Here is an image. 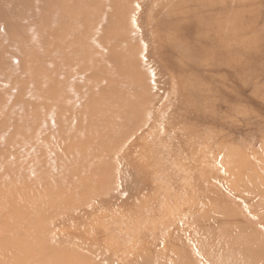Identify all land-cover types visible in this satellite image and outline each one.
I'll use <instances>...</instances> for the list:
<instances>
[{
  "label": "rangeland",
  "instance_id": "374dc122",
  "mask_svg": "<svg viewBox=\"0 0 264 264\" xmlns=\"http://www.w3.org/2000/svg\"><path fill=\"white\" fill-rule=\"evenodd\" d=\"M259 86L264 0H0V264H264Z\"/></svg>",
  "mask_w": 264,
  "mask_h": 264
},
{
  "label": "bare ground",
  "instance_id": "6f19581e",
  "mask_svg": "<svg viewBox=\"0 0 264 264\" xmlns=\"http://www.w3.org/2000/svg\"><path fill=\"white\" fill-rule=\"evenodd\" d=\"M6 1V0H5ZM145 4V3H144ZM142 7V6H141ZM149 8V7H148ZM245 10V9H244ZM251 12H252V10H250ZM253 12H255V11H253ZM252 17H253V14L251 15ZM225 18V17H224ZM226 19H229V18H226ZM143 21V20H142ZM145 21V20H144ZM82 22H81V20L79 19L78 20V25H80ZM204 28H205V31H207L208 30V28H209V26H204ZM204 30H203V33L205 32ZM202 33V34H203ZM212 33V31L211 32H209V36H210V34ZM190 35V34H189ZM249 39H250V37H249ZM257 40V39H256ZM69 41V40H68ZM248 41H250V40H247L246 42L248 43ZM73 44V42L71 41V42H67V45H72ZM255 44V43H254ZM69 48H72V46L71 47H69ZM208 48V47H207ZM219 49V48H218ZM207 51V50H206ZM205 51V52H206ZM209 52H212V50L211 51H209ZM206 53H208V52H206ZM155 57V56H154ZM242 57V56H241ZM241 57H240V59H241ZM202 58V57H201ZM200 58V59H201ZM244 58V57H243ZM242 58V59H243ZM155 59H157V58H155ZM208 59V58H207ZM207 59H205V61H207ZM241 59V60H242ZM203 60V59H202ZM158 61V60H157ZM211 61H213V60H210L209 62H211ZM96 62H98V64H96L95 63V65H94V67H97L96 69H99L100 68V70H102V68H103V70H104V74H103V76H105V77H103V79H104V83L102 82V84L100 85L101 87L100 88H103V87H105V86H107V82L108 81H110V80H113L114 81V75H117V73H119V69H120V64H118L119 63V60H118V63H115V65L114 66H110V68L109 67H107V66H105L106 65V62H104L105 64L103 65V62H100V61H96ZM205 63V62H204ZM201 64H203V63H201ZM102 65H103V67H102ZM159 65V64H158ZM106 68H105V67ZM235 67V66H234ZM96 69H95V71L94 72H96ZM204 69V68H203ZM243 69V68H242ZM87 75H90V77L91 78H89L90 79V81H93V82H95L96 80L95 79H93V75H91V73H88ZM162 75V74H161ZM167 75V74H166ZM158 76V75H157ZM80 80V79H79ZM156 80V79H155ZM158 80V79H157ZM159 82V81H158ZM79 83V82H78ZM81 83H83L84 84V86L85 85H87V87H88V82H87V79L86 78H83L82 80H81V82L79 83V85L81 84ZM168 83V82H167ZM83 84H82V86H83ZM99 84V83H98ZM78 85V86H79ZM84 86H83V88H84ZM163 88V87H162ZM82 88H80V90H81ZM85 89H86V87H85ZM164 89H165V87H164ZM264 88L263 87H261V86H259V87H256V88H254L253 90H252V93L255 95L254 97H256L257 98V106L258 105H260V108L262 107V108H264V90H263ZM254 103V104H255ZM249 105H250V103H249ZM253 106H255V105H253ZM259 107V106H258ZM254 110V109H253ZM260 110V109H259ZM263 110V109H262ZM251 112V111H250ZM244 113V112H243ZM261 114L263 113V111L262 112H260ZM248 114V113H247ZM250 114V113H249ZM237 115V114H236ZM38 121H36V122H34L35 124H33V128H34V131H35V127H38L39 126V122L37 123ZM55 121L53 120V118H47V120H43L41 123H43V124H46V125H48V123H54ZM231 126V125H230ZM27 128H30V127H27ZM32 128V127H31ZM144 136V135H143ZM221 136V135H220ZM73 139V138H72ZM259 139H260V137H259ZM139 140V139H138ZM78 141V140H77ZM135 141H136V139H135ZM221 141V140H220ZM260 141H261V145H263L264 146V138L262 137V139H260ZM79 142V141H78ZM222 142H224V141H222ZM130 143H131V141H130ZM137 143H139V142H137ZM140 143H143V142H140ZM219 143V142H218ZM129 144V143H128ZM231 144V143H230ZM133 145V144H132ZM219 145V144H218ZM228 145H229V143H228ZM108 146V145H107ZM131 146V145H130ZM135 146V145H134ZM231 146V145H230ZM141 148H143V145L141 146ZM229 148V147H228ZM92 150H94V149H92ZM100 151V150H99ZM125 151H126V149H125ZM123 152V151H122ZM131 152V151H130ZM125 153H127V152H125ZM139 153H141V152H139ZM141 154H143V153H141ZM122 155V154H121ZM124 155V154H123ZM127 156H128V154H126ZM136 156H137V154H136ZM145 156H146V154H145ZM126 157V156H125ZM147 157V156H146ZM120 158H122V157H120ZM139 158V157H138ZM141 158V157H140ZM213 158L216 160V161H220V159H221V163H223L224 164V157H222L221 158V156H220V153H218V152H215L214 153V156H213ZM125 160H126V158H125ZM124 160V161H125ZM131 160V159H130ZM226 160H227V158H226ZM230 160V159H229ZM123 161V160H122ZM124 161H123V163H122V165L124 164ZM137 161V160H136ZM218 161V162H219ZM126 162H128V161H126ZM125 162V163H126ZM129 162H131V161H129ZM128 162V163H129ZM134 162H135V160H134ZM193 164V163H192ZM137 165V164H136ZM151 165V164H150ZM125 166V165H124ZM127 166V165H126ZM125 166V167H126ZM123 167V166H122ZM138 167V166H137ZM131 168H132V166H131ZM148 168V167H147ZM123 170V169H122ZM126 171H127V169H125ZM138 170V169H137ZM139 170H141V169H139ZM138 170V171H139ZM129 171V170H128ZM133 172H135V171H133ZM143 172V171H142ZM132 174V173H131ZM136 174V173H135ZM130 175V174H129ZM142 175V174H141ZM145 175V174H144ZM147 175V174H146ZM145 175V176H146ZM134 176H136V175H134ZM256 176V175H255ZM137 177V176H136ZM215 177V176H214ZM134 179H135V177H133ZM133 179V180H134ZM132 180V179H131ZM141 181H142V179H141ZM134 183H131V185L129 186V188L128 189H130V188H136V185H137V182H135V181H133ZM144 182V181H143ZM142 182V183H143ZM190 182V181H189ZM130 183V182H129ZM136 183V184H135ZM186 183H187V181H186ZM142 185V184H141ZM142 187V186H141ZM138 188V187H137ZM141 189V188H140ZM189 190V192L191 191L190 189H188ZM134 194V193H133ZM116 198V197H115ZM190 198V197H189ZM192 199V198H191ZM191 199H190V201H191ZM100 200V199H99ZM99 200H97V202L99 201ZM95 201V200H94ZM102 203V200H100L99 201V204H101ZM122 203H123V201H121ZM124 202H125V200H124ZM95 203V202H94ZM120 203V202H119ZM98 204V203H97ZM96 204V205H97ZM60 205V204H59ZM64 205V204H63ZM117 205V204H116ZM119 206V205H118ZM96 209L97 208H99V205H98V207H96V206H94ZM113 207V206H112ZM93 208V207H92ZM108 208V207H107ZM85 210V209H84ZM84 210H82L83 212H84ZM98 210V209H97ZM131 210V209H130ZM81 211V212H82ZM97 212V211H96ZM86 213V212H85ZM84 213V214H85ZM88 213H89V211H88ZM92 213V212H91ZM194 213V215H195V212H193ZM78 214V213H77ZM76 214V215H77ZM96 214V213H95ZM201 214H203L204 215V213L202 212ZM80 215V214H79ZM88 214L86 213V215L85 216H87ZM209 215V214H208ZM69 216H73L72 214L71 215H69ZM78 216V215H77ZM81 216H84V215H81ZM91 216V215H90ZM64 217V216H63ZM66 217H68V216H65V218ZM207 217V216H206ZM61 218V217H60ZM65 218H61V219H59V220H56V221H54V223H52V225L53 226H55V227H59L58 225L60 224V223H62V222H64V219ZM74 218V217H73ZM81 218V217H80ZM84 218V217H83ZM71 219V218H70ZM82 219V218H81ZM68 220V219H67ZM75 220V219H74ZM77 220V219H76ZM203 220H204V218H203ZM81 220L79 219V222H80ZM85 221V220H84ZM76 222V221H75ZM82 222V221H81ZM80 222V223H81ZM204 222V221H203ZM205 222H206V220H205ZM77 223V222H76ZM98 224H99V222H98ZM185 224V223H184ZM63 225V224H62ZM85 225V224H84ZM86 226V225H85ZM117 226V225H116ZM25 230H26V228L24 227V226H22ZM30 227V226H29ZM92 227V226H91ZM96 227V226H95ZM41 228H42V226H41ZM59 228H61V227H59ZM63 228H65V224H64V226H63ZM63 228H61V229H63ZM177 228V227H176ZM186 228H187V226H186ZM20 229V228H19ZM11 230V229H10ZM21 230V229H20ZM33 230V229H32ZM37 229H36V227H35V230H34V232L36 231ZM64 230V229H63ZM80 230V229H79ZM12 231V230H11ZM38 231H40L39 229H38ZM76 231V230H75ZM199 231H201V229L199 230ZM16 232H19L18 231V229H17V231ZM21 232V231H20ZM22 232H23V230H22ZM21 232V233H22ZM25 232V231H24ZM23 232V233H24ZM40 232H42V231H40ZM197 232V231H196ZM7 233H10L9 231L7 232ZM22 233V234H23ZM37 233H39V232H37ZM43 233V232H42ZM67 233V235H71V233L69 234L68 232H66ZM74 233H76V232H74ZM63 234V233H62ZM64 234H65V232H64ZM8 236H9V234H7ZM38 235V234H37ZM66 235V234H65ZM20 236V234L17 236H13V237H15V238H17V237H19ZM64 236V235H63ZM72 236V235H71ZM67 237V239H68V236H66ZM75 237V236H74ZM12 238V237H11ZM15 238H13V239H15ZM21 239H24V240H26L25 238H22V237H20ZM19 238V241H21V239ZM37 238V237H36ZM65 238V237H64ZM63 237H62V235H56V233H54L53 235H52V238H51V240L52 241H54V242H57L58 244L59 243H64V242H67V240L66 239H64ZM78 239V238H77ZM86 239V238H85ZM31 240H33V239H31ZM90 240V239H89ZM93 240V239H92ZM10 241V240H9ZM14 241V240H13ZM29 241H30V239H29ZM2 242V241H1ZM7 242H8V240H7ZM23 242V241H22ZM25 242V241H24ZM23 242V243H24ZM27 242H28V240L26 241V245H28L27 244ZM94 242V241H93ZM102 242V241H101ZM224 242V241H223ZM241 242V241H240ZM10 243V242H9ZM15 243V242H14ZM19 243V242H18ZM18 243H16V244H18ZM42 243H44V241H42ZM41 243V244H42ZM86 243V242H85ZM91 243V242H90ZM133 243V242H132ZM31 244V243H30ZM81 244V243H80ZM93 244H95V243H93ZM8 246H10V244H7ZM12 245H14V244H12ZM40 245V244H39ZM38 245V246H39ZM8 246H6L7 248H8ZM33 246V245H32ZM5 247V250H4V248L3 247H1L0 246V249H3L4 250V255H5V253L8 251V249ZM12 247V246H11ZM10 247V248H11ZM14 247H16V246H14ZM28 247V246H27ZM21 248V247H20ZM42 248V247H41ZM7 249V250H6ZM14 248H12V249H10V251H9V254H8V256L11 258V256L15 253V251H16V249H17V247L13 250ZM31 249V248H30ZM43 249V248H42ZM33 249H31L30 251H32ZM19 251V250H18ZM35 251V250H34ZM36 251H38V249L36 250ZM42 251V250H41ZM149 251V250H148ZM28 252V251H27ZM39 252V251H38ZM37 252V253H38ZM145 252H147L146 251V249H145ZM29 253V252H28ZM27 253V254H28ZM92 253V252H91ZM149 253V252H148ZM147 253V254H148ZM144 254V253H143ZM24 255V254H23ZM21 256V255H20ZM19 256V257H20ZM36 256H37V254H36ZM147 256V255H146ZM151 256V255H150ZM19 257H18V259H19ZM141 257V256H140ZM149 257V256H148ZM21 258H23V257H21ZM37 258V257H36ZM17 259V258H16ZM42 259V258H41ZM27 260V259H26ZM111 260V259H110ZM34 262V261H33ZM21 263V262H20ZM162 263V262H161Z\"/></svg>",
  "mask_w": 264,
  "mask_h": 264
}]
</instances>
